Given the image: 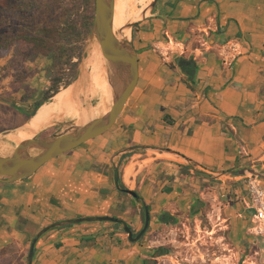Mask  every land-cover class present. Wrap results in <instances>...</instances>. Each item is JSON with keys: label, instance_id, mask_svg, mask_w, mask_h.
I'll return each mask as SVG.
<instances>
[{"label": "crops", "instance_id": "obj_1", "mask_svg": "<svg viewBox=\"0 0 264 264\" xmlns=\"http://www.w3.org/2000/svg\"><path fill=\"white\" fill-rule=\"evenodd\" d=\"M132 40L139 80L115 126L28 178L0 182V264H27L37 234L60 221L111 216L140 231L143 206L119 190L116 169L150 210L143 241L179 223L198 225L203 212L210 237L228 227L239 246L247 235L245 185L234 184L229 206L215 219L210 204L233 185L192 168L221 174L264 168V0H156ZM228 41L241 46L230 64L222 55ZM19 117H0V133L32 118ZM163 212L178 223L161 222ZM121 229L95 221L53 229L38 241L33 264H142L147 244L130 242Z\"/></svg>", "mask_w": 264, "mask_h": 264}, {"label": "water", "instance_id": "obj_2", "mask_svg": "<svg viewBox=\"0 0 264 264\" xmlns=\"http://www.w3.org/2000/svg\"><path fill=\"white\" fill-rule=\"evenodd\" d=\"M94 1L95 14L91 33L88 39L87 49L82 57L80 73L73 89L74 102L79 107L81 115L86 117V119L81 122L77 119L65 122L57 120L47 125L39 132L34 133L29 139L19 142H10L7 140V137L18 129L23 128L26 124L7 133H0V144L2 142L8 144L6 152L2 153L0 151L1 183H14L28 178L49 161L111 130L134 92L139 80V55L134 42L129 37L120 38L115 31V0ZM155 2L156 0L151 2V5L143 12V16L140 20L127 24L126 28H129L131 31L138 25L147 16L150 9L155 5ZM95 49H99L104 58L106 78L111 94V98L107 103V111L101 115H97L95 106L90 103L91 74L87 64L90 59L88 52L91 50L93 53ZM82 91L84 95H82ZM55 126H58L57 130L43 138H37L39 134ZM192 169L199 176L211 180L222 181L225 176L226 179L234 180L248 175H254L264 181V172H261L258 166L244 167L222 174L210 173L200 168L193 167ZM115 180L121 192L131 195L143 206L144 225L138 233H136L126 221L111 216L77 218L56 222L41 230L34 238L29 250L27 264H33L36 245L40 238L47 232L56 228L86 222L116 223L120 225L123 231L128 235L130 242H138L150 226V210L136 191L120 186L118 169H116Z\"/></svg>", "mask_w": 264, "mask_h": 264}, {"label": "rangeland", "instance_id": "obj_3", "mask_svg": "<svg viewBox=\"0 0 264 264\" xmlns=\"http://www.w3.org/2000/svg\"><path fill=\"white\" fill-rule=\"evenodd\" d=\"M150 2V1H149ZM44 8L47 10V6L53 8V12L47 13L45 11L42 15L46 18L49 15L51 16L50 20L59 19L64 13H71L70 21H77V26L75 29V36L72 38L74 51L72 54L75 56L71 60H66V58H62L59 63L55 62V56H43L40 55L36 59L28 62L26 79L22 83L20 87L19 93L15 94L16 97V107L17 109H7L5 107H0V117H5L10 119V121H19V116L22 114L19 109L30 111L33 108L36 99H40L43 96V93L46 89L50 88L53 79L57 76V71L63 74L62 78V86L60 88L59 93H73L74 84L80 73V65L82 61V57L84 52L87 49L88 39L91 33V29L89 32L87 31V23L91 20V17L94 19L95 14V1L94 0H44ZM149 4V3H148ZM151 5V4H150ZM149 5V6H150ZM148 6V5H147ZM116 17L122 19L124 21H128L127 18V4L124 3L120 11L116 14ZM40 17L37 16H29L25 18H19L18 15H15L11 22L8 25V29H15L17 27L25 26L30 28V24L33 21L38 20ZM63 20V19H62ZM38 24V23H36ZM93 24V23H92ZM92 28V26H91ZM135 28V27H134ZM134 28L130 31V39H132V35L135 32ZM97 49L94 50L96 52ZM71 53V52H70ZM91 50L88 52L89 57L91 55ZM11 54L5 58L0 60V77L3 76L2 70L8 65ZM63 68V69H62ZM88 70L91 74V67L88 62ZM73 79V82L68 87L63 86V84ZM12 78L6 77L5 81H3L2 86L3 90H12L14 85L12 83ZM4 94V93H3ZM23 95H30L32 99L27 102L21 101V97ZM82 95L84 92L82 91ZM50 99L49 101H52ZM48 101V102H49ZM47 103V102H46ZM90 103L96 107L99 104L98 100L92 98L91 87H90ZM45 104H43L44 106ZM43 106L39 108L36 112H41ZM97 112V110H96ZM35 113V114H36ZM101 115V114H97ZM52 120V119H50ZM59 121L65 122L73 119H69L65 115H60ZM58 129V126L52 127L49 129L48 135ZM44 133V132H43ZM43 133L39 134L41 136ZM261 172H264V168L258 166ZM260 179V178H259ZM226 181H220L221 183H225L226 186H232L230 189L225 187V192L223 193V198H220L219 204H210V208L213 211V216L215 219H218L217 210L220 213L221 210L225 206H229V197L231 196L232 189H234V184L242 185V183H235L238 179H225ZM261 180V179H260ZM262 181V180H261ZM234 182L233 184H230ZM264 183V181H263ZM223 199V200H222ZM222 208V209H220ZM215 210V212H214ZM201 219V223L198 225L202 227V231L198 228L199 226L195 221L191 220L187 222V224L179 223L175 226L174 232L172 230H167L162 232L160 236L153 237L150 236L149 240L143 241L145 234L138 241L140 245L147 244V252L144 254L147 256V259H144L142 264H237L239 257L238 247L232 242V238L230 237V230L228 227H223L217 231L215 238L210 237L206 234V229L209 227H213L212 224L209 223V216L207 212H203L199 215ZM222 218H227V215L224 211L221 213ZM220 222V220H219ZM123 230V229H122ZM136 231V233H138ZM126 234V233H125ZM248 234V229L246 231ZM142 241V242H141ZM133 243V242H132ZM240 245V244H239ZM159 248H163L167 250V254L161 255L158 257H153L152 254L157 252ZM254 249H258V247H254ZM254 264H264L262 261L258 259L254 260Z\"/></svg>", "mask_w": 264, "mask_h": 264}, {"label": "trees", "instance_id": "obj_4", "mask_svg": "<svg viewBox=\"0 0 264 264\" xmlns=\"http://www.w3.org/2000/svg\"><path fill=\"white\" fill-rule=\"evenodd\" d=\"M44 4V0H0V60L11 54L8 65L2 70L3 76L0 77V102L12 109H17L15 94L19 93V86L26 79L29 61L43 55L47 57L55 56V62L59 63L64 57L69 61L75 56V54H72L74 48L71 45L73 44L74 39L72 37L75 36L77 21H70L72 16L68 12L64 13L59 19L50 20V15L45 18L42 14L45 11L51 14L53 8L47 6L48 9L46 10ZM15 15H18L19 18L29 16H37L40 18L33 21L30 24V28L22 26L15 29H8L7 27ZM92 23L93 17H91V20L86 25L88 32L91 29ZM137 30L138 25L134 28V31ZM60 70L57 71V76L53 79L50 88L44 91L40 99H36L33 108L29 112L19 109L26 119L31 118L44 103L59 93L63 78ZM6 77L12 78L14 88L12 90L2 91V83ZM72 82L73 79L66 81L63 84L64 88L71 85ZM31 99L32 97L30 95H23L21 97V101L23 102L30 101ZM2 131H4V126L0 123V132ZM47 131L38 138L47 136ZM196 176L198 175L196 174ZM120 186L126 188L121 180ZM159 220L166 224L175 225L178 223L177 216H173L168 212H163L159 216ZM165 254H167V250L159 248L152 256L158 257Z\"/></svg>", "mask_w": 264, "mask_h": 264}, {"label": "bare ground", "instance_id": "obj_5", "mask_svg": "<svg viewBox=\"0 0 264 264\" xmlns=\"http://www.w3.org/2000/svg\"><path fill=\"white\" fill-rule=\"evenodd\" d=\"M152 1L153 0H147L146 2L145 0H115L114 28L120 38L130 37V29L126 28V25L140 20L143 16V12L147 10ZM124 3L127 4V18L129 22L116 17V14L120 11ZM88 62L91 67L92 98L99 101L96 109L97 114H103L107 111V103L111 98V94L106 78L105 62L101 51L98 49L96 52H93ZM73 97V93H57L52 101L45 103L41 112L34 114L32 119L23 128L9 135L7 140L10 142H19L29 139L34 133L39 132L49 125L54 118L65 113L69 119H77L79 122L83 121L86 117L81 115L80 109L75 104ZM7 147L8 144L2 142L0 144V151L2 153L6 152Z\"/></svg>", "mask_w": 264, "mask_h": 264}, {"label": "built area", "instance_id": "obj_6", "mask_svg": "<svg viewBox=\"0 0 264 264\" xmlns=\"http://www.w3.org/2000/svg\"><path fill=\"white\" fill-rule=\"evenodd\" d=\"M223 58L226 63H233L241 55V46L238 42L228 41L224 45ZM245 185L248 199L245 207L250 211V226L248 234L261 238L264 241V183L259 177L248 175L236 180Z\"/></svg>", "mask_w": 264, "mask_h": 264}, {"label": "flooded vegetation", "instance_id": "obj_7", "mask_svg": "<svg viewBox=\"0 0 264 264\" xmlns=\"http://www.w3.org/2000/svg\"><path fill=\"white\" fill-rule=\"evenodd\" d=\"M238 248L240 258L237 264H254L255 259L264 263V241L261 238L247 234Z\"/></svg>", "mask_w": 264, "mask_h": 264}]
</instances>
